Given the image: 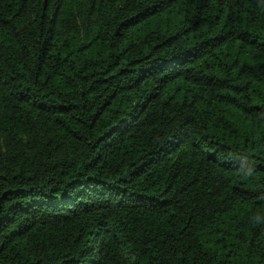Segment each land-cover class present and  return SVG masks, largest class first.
<instances>
[{"label":"trees","instance_id":"1","mask_svg":"<svg viewBox=\"0 0 264 264\" xmlns=\"http://www.w3.org/2000/svg\"><path fill=\"white\" fill-rule=\"evenodd\" d=\"M0 264H264V0H0Z\"/></svg>","mask_w":264,"mask_h":264}]
</instances>
